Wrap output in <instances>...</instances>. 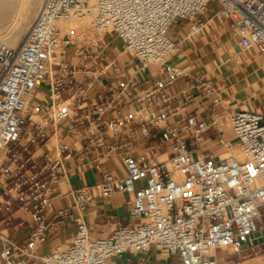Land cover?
<instances>
[{
    "label": "built area",
    "instance_id": "1",
    "mask_svg": "<svg viewBox=\"0 0 264 264\" xmlns=\"http://www.w3.org/2000/svg\"><path fill=\"white\" fill-rule=\"evenodd\" d=\"M212 6L240 47L236 61L249 53L264 65V0H43L20 47L0 41V264H133L124 256L151 250L177 256L180 264L264 258V112L243 106L228 112L231 139H220L226 152L220 155L204 148L214 124L197 113L178 118L177 110L169 108L168 88L186 76L172 62L180 45L170 29L187 21L192 35L200 33ZM73 19L98 31L96 41L84 35L80 42L77 31L73 38L61 37L60 25ZM106 36L141 70L157 66L162 75L139 99L149 114L134 110L109 124L149 147L122 156L123 176L106 173L100 183L70 192L67 209H54L55 196H62L55 194L57 188L67 185L69 163L76 156L58 142L59 125L78 121L72 122L71 104L63 97H81L85 91L73 72L61 73V68H67L72 48L83 68L102 57ZM202 87L206 96L214 93ZM184 93L187 106L193 97ZM114 97L98 111L113 110V101L123 98ZM78 135L97 159L118 149L105 143L100 121L89 122ZM31 148L47 150L43 167L38 168ZM123 193L130 196L132 221L107 236H94L82 219L88 206ZM65 221L76 224L69 241L44 252L50 236L68 229ZM23 233L19 241L16 236Z\"/></svg>",
    "mask_w": 264,
    "mask_h": 264
},
{
    "label": "crops",
    "instance_id": "2",
    "mask_svg": "<svg viewBox=\"0 0 264 264\" xmlns=\"http://www.w3.org/2000/svg\"><path fill=\"white\" fill-rule=\"evenodd\" d=\"M210 12L211 9L206 27L196 35L190 33V24L187 21H178L171 27L170 36L180 45V51L172 62L181 67L186 76L169 87L167 94L172 97L169 108L173 111L177 110L178 118L197 113L209 124H214L218 128L213 126L205 134L204 148L219 152L220 139H231L227 133L229 128L226 126V121H223L228 112H233L242 106L248 107L249 110L264 112V65L260 56L249 53H242L241 62L238 63L235 55L240 53V47L229 36L223 23ZM103 42L105 49L102 57L88 62L83 68L73 55L72 48L69 50L67 68H61V73L73 72L75 81L82 83L85 91L81 97L78 93L72 98L66 95L63 97L71 104L72 122L78 121L62 122L59 125L58 133L62 138H59L58 142L73 148L76 156L69 163L70 174L67 185L60 184L57 188L55 194L62 193V196H55L54 209H67L72 202L70 192L100 183L106 173L123 176L122 156L127 152L135 153L149 147L144 140L131 138L125 130L114 132L109 124L134 110H142L144 115L150 113L147 104L139 102V99L143 98L144 92L154 80L162 78L159 68L150 66L143 71L138 61L122 53L118 43L107 36ZM131 81L137 82L135 88L129 86ZM202 84L212 88L214 93L206 96ZM186 90L193 97V102L187 106L185 105L187 94L184 93ZM112 94L114 98L122 94L123 98L113 101L111 104L113 110L98 111L101 104L111 99ZM216 97L221 100L219 104L213 103ZM98 121L102 123L105 143L109 146H118L115 152L99 159L97 152L85 149L88 143L78 135L87 131L89 122ZM219 121L221 125L218 124ZM53 140L54 138L51 139L52 142ZM125 144L127 147L124 146ZM48 147L50 148V145ZM31 152H35L38 158V168L43 167L44 153L47 150L31 148ZM222 153L225 152L219 154ZM130 212V196L125 193L116 194L108 200L98 199L88 206L82 219L94 236H107L112 230L126 226L132 221ZM65 224L68 229L60 228L50 236L43 251L48 246L49 251L69 241L76 224L70 221H65ZM23 235L26 236L23 233L16 238L20 241ZM125 258H131L133 264H180L177 256L156 250H151L146 255H126Z\"/></svg>",
    "mask_w": 264,
    "mask_h": 264
},
{
    "label": "bare ground",
    "instance_id": "3",
    "mask_svg": "<svg viewBox=\"0 0 264 264\" xmlns=\"http://www.w3.org/2000/svg\"><path fill=\"white\" fill-rule=\"evenodd\" d=\"M42 3L43 0H0V41L12 49L20 47L33 17L39 6L41 8ZM74 20L76 21V19ZM69 23H62L60 25L61 37L65 34H71V31L76 29V27H72L71 23L70 26ZM244 109H248V107ZM220 155H226V152ZM251 260L242 264H264V259L261 257Z\"/></svg>",
    "mask_w": 264,
    "mask_h": 264
},
{
    "label": "rangeland",
    "instance_id": "4",
    "mask_svg": "<svg viewBox=\"0 0 264 264\" xmlns=\"http://www.w3.org/2000/svg\"><path fill=\"white\" fill-rule=\"evenodd\" d=\"M39 10H40V6H39V8L37 9V12H36L35 16L33 17L32 23H31L29 29L27 30L26 35H25L24 38H23V41L25 40L27 34H28L29 31L31 30V28H32V26H33V24H34V21H35L37 15H38ZM216 11H217V8H216V7H213V8L211 9V12H210V13H211V14H215ZM72 21H73V20H72ZM67 23H68V22H67ZM70 23L72 24V27H76L75 30L71 31V34H70V35H72L74 31L79 32V33H80V36H79L78 40H79L80 42H83V41H84V39H83V38H84V35H89L91 41H93V42L96 41L95 39H96V36L99 34V32L96 31L94 28H92L88 23L83 22V24H82V23L78 22L77 20H76V21L74 20L73 22H70ZM70 23H69V25L71 26ZM74 23H75V24H74ZM77 24H78L79 26H78ZM76 25H77V26H76ZM223 25L226 27V24H225V23H223ZM226 30H227V28H226ZM227 33H228V31H227ZM228 34H229V33H228ZM101 35H104V34H101ZM229 36H230V34H229ZM230 37H231V36H230ZM71 38H73V35L71 36ZM223 121H225V119H224ZM220 122H221V121L218 122L219 125H221ZM227 124H228V123H226V126H227V128H229L227 133H228V135L231 136L230 126L227 125ZM228 126H229V127H228ZM220 152H225V150H224L223 148H220V149H219V153H220ZM48 249H49V246H48L44 251L47 252ZM232 259H233L234 261L238 260V258H236V257H234V258H232Z\"/></svg>",
    "mask_w": 264,
    "mask_h": 264
}]
</instances>
